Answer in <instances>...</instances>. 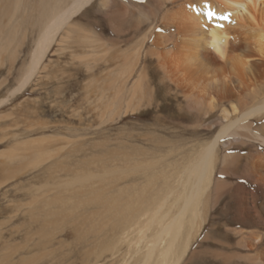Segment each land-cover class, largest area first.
Segmentation results:
<instances>
[{
	"label": "bare ground",
	"instance_id": "1",
	"mask_svg": "<svg viewBox=\"0 0 264 264\" xmlns=\"http://www.w3.org/2000/svg\"><path fill=\"white\" fill-rule=\"evenodd\" d=\"M56 1L31 4L40 31L10 97L31 82L56 36L94 0H68L62 10ZM25 2L12 0L0 8V18L6 20L0 27V55L9 61V71L19 47L14 15ZM97 5V15L107 16L115 37L108 43L102 37L93 41L100 60L111 65L107 77L100 76L99 105L109 117H119L121 107L134 113L155 104L150 75L159 74L158 84L167 89L165 102L174 99L179 113L156 117L160 135L174 142L163 156L141 166L161 174L159 196L152 190L158 176L151 175L146 193L119 191L110 204L112 225L122 229L118 244L135 246L130 252L136 264H181L185 257L192 260V244L206 229L202 238L211 260L264 264V0H142L140 8L133 2L98 0ZM209 10L216 15L207 17ZM8 102L2 99L0 108ZM189 112L194 114L191 122ZM43 141L17 142L0 153V186L16 178L27 152L29 161L23 162L31 169L49 159ZM93 178L87 174L75 183L87 186ZM92 222L104 225L101 215Z\"/></svg>",
	"mask_w": 264,
	"mask_h": 264
},
{
	"label": "rangeland",
	"instance_id": "2",
	"mask_svg": "<svg viewBox=\"0 0 264 264\" xmlns=\"http://www.w3.org/2000/svg\"><path fill=\"white\" fill-rule=\"evenodd\" d=\"M9 1L12 3L0 0V8ZM57 1L61 2L59 10L70 4L68 0ZM120 1L139 4L140 8L142 0ZM33 2L26 0L25 8L14 15L19 47L10 71L6 56L0 55V101L9 98L0 108V153L17 142L44 139L41 149L48 152L49 159L31 169L23 162L29 161L27 152L16 178L0 186V264H136L131 261L130 252L135 246L118 244L122 229L112 225L109 208L119 198V191L146 193V180L151 175L158 176V184L154 183L152 190L154 197L159 196L161 174L141 166L163 156L162 151L174 142L160 135L156 117L177 116L176 101L171 98L165 102L167 89L158 84L159 74H151L157 93L155 104L142 105L134 113H125L121 107L116 113L119 117H109L99 105L100 76L106 78L111 65L100 60V48L93 41L102 37L108 43L115 37L107 16L102 12L101 18L97 15L98 0L56 36L31 82L10 97L40 31L38 15L31 10ZM2 19L0 27L6 22ZM83 33L87 35L84 39ZM136 40L137 37L131 40V46ZM119 46L122 50L126 47ZM188 115L186 119L191 122L194 114ZM87 174L94 177L87 186L75 183L77 177ZM43 200L48 205L46 223ZM99 215L103 226L92 222ZM205 233L192 244V260L185 257L181 264H219L209 256L210 247L202 238ZM142 244L145 247L144 243L139 247Z\"/></svg>",
	"mask_w": 264,
	"mask_h": 264
},
{
	"label": "snow or ice",
	"instance_id": "3",
	"mask_svg": "<svg viewBox=\"0 0 264 264\" xmlns=\"http://www.w3.org/2000/svg\"><path fill=\"white\" fill-rule=\"evenodd\" d=\"M206 7H207V6H206ZM205 15H206L207 17L211 18V17H214V16L216 15V13L213 12V11H211V10H209V11H207V12L205 13ZM220 19L228 20L229 17H228V16H221ZM217 27H222V25H217ZM213 46L215 47L216 52L219 54V53H220V48H219L218 45H216V42H215V41L213 42Z\"/></svg>",
	"mask_w": 264,
	"mask_h": 264
}]
</instances>
